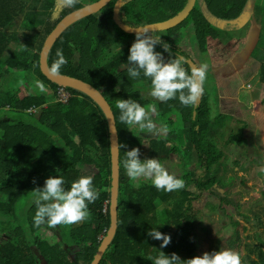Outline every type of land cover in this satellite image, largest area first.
Segmentation results:
<instances>
[{
    "label": "trees",
    "instance_id": "1",
    "mask_svg": "<svg viewBox=\"0 0 264 264\" xmlns=\"http://www.w3.org/2000/svg\"><path fill=\"white\" fill-rule=\"evenodd\" d=\"M97 1L90 0L89 3ZM251 1L197 0L184 22L163 30L165 35L161 34L162 31L152 32V35L161 36L172 46L174 55L178 53L196 65L192 54L184 49L183 39L190 34L201 48L210 45L211 41L220 40L224 33L217 22L236 21L245 11L250 12L251 6L253 12L255 1L252 4ZM187 2L112 0L98 13L67 28L48 57L51 68L57 59V50L63 49L68 63L60 73L92 84L104 94L114 110L120 147L119 225L100 264H153L148 257H157L160 251L167 255L177 253L182 260L202 256L196 240L199 222L195 208L196 191L215 193L224 204H234L220 189L203 185V182L216 181L217 185L224 187L217 175L224 153L217 143L219 135L224 137L225 134L213 115L206 90L199 103L192 107L183 106L178 97L166 103L160 102L150 95L149 78L141 74L140 78L132 79L126 69L121 68L127 62L136 34L126 33L118 25L115 11L123 23L141 28L174 17ZM29 3L26 5L25 1H19V13L26 7L30 8ZM89 3L80 0L74 8H68L58 0H33L32 34L26 36L22 48L0 49V63H4V79L0 80V217L15 220L20 200L29 191L42 188L49 177L63 176L65 188L70 190L72 182L79 177L92 176L100 197L89 205L90 218L86 222L61 225L56 229L46 225L34 226L37 209L33 202L27 210V218L19 224L20 233L16 227L11 228V220L6 226L2 223L0 264H92L111 228L113 164L108 119L99 104L80 90L67 87L71 97L67 102L62 101V86L50 81L40 66L41 52L48 36L65 16ZM261 10L257 15L261 21H256L262 28L255 48L264 51V7ZM30 17L28 14V20ZM156 51L163 52L165 60L170 58L160 45L156 46ZM256 62L260 65L259 78L264 83V55ZM17 68L22 70H18L20 82L24 83L27 74L31 73L45 84L48 92L17 97L13 91V80H9V75ZM188 70L190 72V68ZM119 99L136 100L146 109L155 105L157 111L152 119L158 127L167 126L166 136L157 137L142 132L138 126L121 123L120 111L116 107ZM224 102L223 109L227 113L233 115L237 111L239 116L240 110L244 131L254 126L252 109L244 100L224 98ZM24 116L33 118L35 124H29ZM154 116L161 119V124ZM178 125L180 128L177 129ZM179 138L183 146L177 144L172 147ZM245 142L246 134L231 135L226 141L227 144L239 145ZM136 147L141 150V160L159 158L164 165L178 149L183 173L175 174L185 181V188L169 193L157 190L151 180L143 178L139 180L140 187H135L136 182L126 175L123 161L125 152ZM243 217L251 222L247 216ZM253 220L256 229L253 235L244 237L241 222L233 220L232 234L221 238L220 242L226 240L225 249L239 252L243 264H264V206L253 214ZM152 228L171 236L168 247L161 249L162 241L148 236Z\"/></svg>",
    "mask_w": 264,
    "mask_h": 264
},
{
    "label": "rangeland",
    "instance_id": "2",
    "mask_svg": "<svg viewBox=\"0 0 264 264\" xmlns=\"http://www.w3.org/2000/svg\"><path fill=\"white\" fill-rule=\"evenodd\" d=\"M84 1L89 3L90 0ZM254 1L253 12L251 6L250 12L245 11L241 20L218 21L217 25L224 34L220 40L211 41L207 47L198 46L190 34L183 39L184 49L192 54L196 65L207 63L210 66L204 89L210 95L213 115L220 122V128L225 134L224 137L219 135L217 143V147L224 153L217 168V175L221 177L224 187L221 184L217 185L216 181L203 182V185L220 189L234 202V204L226 205L215 193L206 190L196 191L195 208L199 213L196 240L202 254L226 248V240L223 239L220 242V239L232 234L233 220L241 222L244 237L253 235L256 230L253 214L264 206V83L259 78L260 65L256 62L260 61L264 51L263 49L261 51L259 47L255 48L258 32L260 30L261 34L262 28L256 20H259L257 15L264 7V0H252L251 4ZM149 34L152 35V33ZM161 34L165 35L166 32L162 31ZM26 77L27 80H23L24 83H17L19 87L16 94L19 98L41 93L35 84L38 79L31 73ZM224 98L244 100L251 107L255 122L250 130L242 129L244 121L241 120L240 110H238L239 116L237 111L233 112V115L224 111ZM24 118L29 124H35L30 116H24ZM154 118L158 124H161V119L155 116ZM176 128H180L179 125ZM234 134H246L247 142L242 145L227 144L229 136ZM177 144L183 146L181 138L172 147H176ZM207 145L212 149L211 145ZM177 150L165 166L170 172L181 174L183 163ZM32 191L20 200L15 220L10 218L3 220L4 218L0 217V230L3 228L2 223L6 226L7 221L11 220V228L16 227L18 233L21 232L19 224L27 218V210L34 201ZM243 215L247 216L251 222L249 223Z\"/></svg>",
    "mask_w": 264,
    "mask_h": 264
},
{
    "label": "clouds",
    "instance_id": "3",
    "mask_svg": "<svg viewBox=\"0 0 264 264\" xmlns=\"http://www.w3.org/2000/svg\"><path fill=\"white\" fill-rule=\"evenodd\" d=\"M79 2L80 0H61V4L68 8H74ZM157 45H160L163 51L169 54V59L165 60L163 52L156 51ZM129 51L127 62L122 64L121 68L126 69L132 79L140 78L141 74L149 78L152 97L165 103L178 97L180 103L185 107H192L199 103L204 94V84L210 70L207 63L197 66L178 53L174 55L172 46L163 41L161 36L150 35L147 28L136 31V40ZM56 56L57 59L51 65L50 71L59 75L61 68L68 61L63 54V49H58ZM185 65H188L190 72L188 68H185ZM35 84L41 93L48 92L42 81L36 80ZM116 107L120 111L119 120L121 123L138 126L142 132L146 131L157 137L166 136L167 126L158 127L152 119V115L157 111L155 105H150L146 109L136 100L119 99ZM122 147L127 146L123 145ZM125 156L123 167L127 177L136 182L135 187H140L139 180L143 178L151 180L157 190L169 193L185 188V181L178 178L174 172H170L159 158L141 160L139 147L125 152ZM33 182L35 183V180ZM65 184L66 180L61 175L49 177L45 180L42 188L37 187L32 191L34 193L33 202L37 209L34 216L36 228H40L42 225L51 229H56L61 225H79L90 218L89 205L95 203L101 194L93 183V177H79L72 182L70 190L65 188ZM148 236L162 241L161 249L168 247L172 240L170 235L164 234L156 228H152L148 232ZM148 259L153 264H243L240 253L231 249L205 252L202 256L187 260H182L177 253L167 255L160 251L159 256H149Z\"/></svg>",
    "mask_w": 264,
    "mask_h": 264
},
{
    "label": "water",
    "instance_id": "4",
    "mask_svg": "<svg viewBox=\"0 0 264 264\" xmlns=\"http://www.w3.org/2000/svg\"><path fill=\"white\" fill-rule=\"evenodd\" d=\"M112 0H99L97 2L88 4L78 10H75L65 16L57 27L53 30V32L48 36L45 41L44 47L41 52L40 58V66L43 74L52 82L57 83L63 87H71L77 90H80L87 95H89L92 99H94L99 106L104 111L110 128V138H111V147H112V164H113V182H112V200H111V228L107 234V236L103 239L102 244L95 255V258L92 264H100L101 260L111 245L119 225V214H118V197H119V184H120V147H119V135L116 126V120L114 115V110L104 94L94 87L92 84L67 74H53L50 71V66L48 64V57L49 54L58 40V38L62 35V33L69 28L71 25L75 24L76 22L80 21L83 18H86L92 14H96L101 11L104 7L110 4ZM197 4V0H188L187 5L185 8L174 17L153 23L151 25H147L141 28H132L129 25L123 23L119 16L117 10L114 13V17L118 23V25L129 34H136V31H142L145 28L149 30V33L155 31H163L174 28L184 22L191 14L193 9ZM120 7V4L117 8ZM203 97V96H202ZM111 126V127H110Z\"/></svg>",
    "mask_w": 264,
    "mask_h": 264
},
{
    "label": "crops",
    "instance_id": "5",
    "mask_svg": "<svg viewBox=\"0 0 264 264\" xmlns=\"http://www.w3.org/2000/svg\"><path fill=\"white\" fill-rule=\"evenodd\" d=\"M19 1H25L26 5L27 2H30V8L26 7L25 10L19 13V10H17ZM32 5L33 0H0V49L6 48L13 50L18 46L22 48L21 44L25 42L27 35L32 34L34 28ZM28 14L31 16L30 20H28ZM259 35L260 30L258 32V39ZM256 42L258 43V40ZM255 45L257 44L255 43ZM3 68L4 63H0V80L4 79L2 77ZM20 68H17L14 73L9 75V80H13V89L15 92H17L19 87L17 83L20 82L18 78V70ZM19 71L22 72V70Z\"/></svg>",
    "mask_w": 264,
    "mask_h": 264
},
{
    "label": "built area",
    "instance_id": "6",
    "mask_svg": "<svg viewBox=\"0 0 264 264\" xmlns=\"http://www.w3.org/2000/svg\"><path fill=\"white\" fill-rule=\"evenodd\" d=\"M65 93H68V95H65ZM60 95H61V100L64 102H67L69 100V98L71 97L70 92L67 90V87H63L60 91Z\"/></svg>",
    "mask_w": 264,
    "mask_h": 264
}]
</instances>
